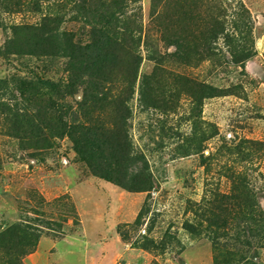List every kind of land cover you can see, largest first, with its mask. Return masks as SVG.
<instances>
[{
    "label": "rangeland",
    "instance_id": "1",
    "mask_svg": "<svg viewBox=\"0 0 264 264\" xmlns=\"http://www.w3.org/2000/svg\"><path fill=\"white\" fill-rule=\"evenodd\" d=\"M80 3L0 0V234L35 242L0 264H264V0H124L108 103L82 109L80 87L62 105L71 124L98 117L110 153L130 150L132 189L94 175L49 110L69 78L60 53L93 43Z\"/></svg>",
    "mask_w": 264,
    "mask_h": 264
},
{
    "label": "trees",
    "instance_id": "2",
    "mask_svg": "<svg viewBox=\"0 0 264 264\" xmlns=\"http://www.w3.org/2000/svg\"><path fill=\"white\" fill-rule=\"evenodd\" d=\"M81 16L84 18L86 25L92 28V44L84 48H78L69 43V47H74L70 51L66 49L64 54L70 58L69 67L67 69L69 78L66 84L58 89V96L56 100L50 101L49 110L53 111L57 119L59 134L61 136L68 135L75 145L77 154L88 164L94 175L106 180L107 182L117 184L122 188H129L122 183L124 177L121 175L126 162H132L130 150L123 147L116 149L115 153H110L106 149V144L102 141V137L108 133V128L100 124L101 120L96 117L94 120L84 121L83 123L74 122L69 123L68 116L65 115L66 108L62 105L65 97L74 96L78 92V88L84 87L85 96L81 103V108L84 110L93 105L97 112H101L105 103H108L109 97L103 91H99L107 83L108 78L103 77L104 71L108 69L109 64L113 59L118 58V53L125 48L128 35L123 30L127 29L129 22L123 24L122 27L118 26L121 17H125V4L124 0H79ZM98 1V2H97ZM127 1V0H125ZM130 1V0H129ZM98 21L97 27H94L93 22ZM49 23H58V19L50 18ZM134 23L132 22V28ZM130 27L129 31H132ZM42 30L43 27H42ZM55 32H58L55 29ZM47 38L53 39L54 31L48 30L45 33ZM132 35V34H131ZM130 37V36H129ZM132 40V38H131ZM188 40V39H186ZM181 47L184 51H188L189 40L184 42ZM186 53V52H185ZM43 55L45 52L31 53ZM57 54V53H53ZM250 55L245 59H238L237 63H244ZM133 71H139L142 58L140 56L132 55ZM102 71V72H100ZM98 75L102 77H98ZM136 79L131 83V87L135 89ZM134 94V91H133ZM119 100V99H118ZM29 100L26 99V102ZM125 115L123 121H126L130 116V110L124 102ZM100 116V114L98 115ZM108 129V130H107ZM141 179L140 176H135ZM123 178V179H122ZM131 180L134 177L130 176ZM138 191H144V187L137 185L135 187ZM132 189V188H129ZM134 189V188H133ZM34 240L28 230H22L21 226H13L3 234H0V250H14L12 253L16 255H27L24 248L34 246ZM22 253V254H21Z\"/></svg>",
    "mask_w": 264,
    "mask_h": 264
}]
</instances>
